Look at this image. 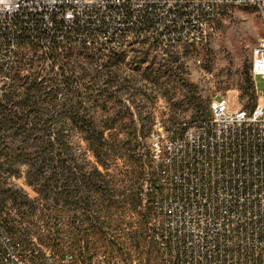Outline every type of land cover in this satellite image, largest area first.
<instances>
[{
  "label": "built area",
  "instance_id": "built-area-1",
  "mask_svg": "<svg viewBox=\"0 0 264 264\" xmlns=\"http://www.w3.org/2000/svg\"><path fill=\"white\" fill-rule=\"evenodd\" d=\"M264 0H0V80L9 79L20 48L141 42L166 50L197 44L215 30L219 10ZM122 25V32H114ZM176 25V32H169ZM250 71L264 76V39L250 52ZM233 108L215 97L209 114L165 125L149 140L152 175L139 192L148 207L147 234L157 264H264V99ZM0 264H126L94 249L87 260L70 250L38 249L18 240L0 213ZM134 255L131 264H138Z\"/></svg>",
  "mask_w": 264,
  "mask_h": 264
},
{
  "label": "trees",
  "instance_id": "trees-1",
  "mask_svg": "<svg viewBox=\"0 0 264 264\" xmlns=\"http://www.w3.org/2000/svg\"><path fill=\"white\" fill-rule=\"evenodd\" d=\"M139 45L141 49L143 46L147 49L137 62L143 63L147 61L149 48L156 46L146 42ZM89 48L95 49L90 54L95 66L85 72L74 70L69 75L63 67V58L70 54L72 47L56 44L51 50H45L31 45L22 55L28 60L15 61L10 66L9 79L0 80L2 218L18 240L29 239L35 224L26 226L25 230L23 220H16L15 224L16 218L11 217L1 204L7 197L18 200L16 191L7 186V179L17 175L21 165H26V180L42 201L40 221L43 225L37 226L38 231H47V242L56 249H62L63 245L79 249L83 260L89 259L92 251L97 249L93 237L98 242L117 245L119 251L125 249L118 242L121 222L112 217L123 203L139 211L147 234L149 210L147 206L139 209L142 204L139 192L144 181L151 177H138L143 174L145 160L137 149L145 144L137 142L138 129L133 124L131 129L123 128L121 110H118L122 100L114 95L130 83L128 78L120 81L117 68L125 58L124 49L109 50L110 54H106L102 52L103 47ZM171 59L169 56L166 62H156L153 57L143 73L151 79L159 78L161 74L171 76L175 72L168 62ZM48 60H51L50 64L46 63ZM156 63L159 66L153 69ZM55 65L61 69L54 70ZM25 67L32 71L21 73ZM108 67H114V70ZM155 71L159 72L158 76L152 75ZM249 82L252 83L251 77ZM115 84L117 90H112ZM144 118L151 119V116L147 114ZM141 128V138L152 132L145 131L144 126ZM91 155L95 160L90 158ZM144 156L150 162L149 146ZM119 159L123 161L119 162ZM128 188H131L130 193L126 192ZM35 201L26 195V204L32 210L37 207ZM78 209L82 210L79 220ZM108 235L113 238L109 240ZM140 237L141 234L135 232V249L141 245Z\"/></svg>",
  "mask_w": 264,
  "mask_h": 264
},
{
  "label": "rangeland",
  "instance_id": "rangeland-1",
  "mask_svg": "<svg viewBox=\"0 0 264 264\" xmlns=\"http://www.w3.org/2000/svg\"><path fill=\"white\" fill-rule=\"evenodd\" d=\"M215 26V30L200 43H184L168 51L156 47L149 48V56L147 61L143 63L137 62L140 60L141 53L147 50L146 46H143L144 49H141L140 45L123 48L125 58L117 68L121 76L120 81L128 78L130 83L115 92L114 95L122 100L118 105V110H121L123 128L126 126L131 129L130 125L133 124L138 129L137 142H144L145 144V146L137 149L140 157L145 160L143 174L138 176L140 179L150 177L152 174L151 162L144 156L148 150L150 134L146 138H141L139 135L142 126H144L145 131H152L156 120L167 125L173 120L207 115L209 114V102L215 97L225 96L229 98L233 108L250 107L257 101L254 81L258 94L264 99V76L255 75L254 77L250 71L251 49L260 39L264 38V17L259 12V8L243 4L224 7L219 10L216 16ZM26 49L29 47L20 48L16 52L15 61L25 62L28 60L27 56L25 59L22 57L26 53ZM92 49L89 47L69 49L70 54L63 58V67L69 75L74 70L85 72L95 66L90 55L93 52ZM102 52L110 54L106 48H102ZM169 56H172V59L168 62L175 70L171 76L161 74L162 76L159 78L151 79L143 73V69L153 57L156 58V62H166ZM46 63L50 64L51 60ZM158 66L156 63L153 64L152 68L157 69ZM58 69H61L59 65H55L54 70ZM108 69L114 70V67H108ZM31 71L25 67L21 73L29 74ZM152 75L158 76L159 72H152ZM250 77L251 84L249 82ZM112 90H117L116 84ZM196 102L199 105H196ZM147 114H150L151 119L144 118ZM90 158L95 160L93 155ZM118 161L122 162L123 160L119 159ZM117 177L123 178L121 175ZM7 181V186L16 191L18 200L14 201L11 197H7L1 203L2 206L11 217L16 218L15 224L18 220H23L22 226L25 230L26 226L35 224L31 228L33 230L29 239L26 240V238L18 235L22 238L21 240L27 245L42 250L51 249L58 252L70 250L75 253L78 259L83 260L79 249L67 245H63L62 249H56L47 242V231L43 233L38 231L37 226L43 225V221H40L42 201L39 199L38 192L26 180V165H21L19 173L8 177ZM122 189L121 187L120 190ZM130 190L131 188H128L126 192L130 193ZM26 195L31 199H36L37 207L34 210L26 204ZM116 210L112 217L121 222L118 242L125 249L119 251L117 245L98 242L95 237L92 239L95 241L93 245L95 244L94 246L99 250H110L115 254L124 256L126 264L132 263L134 255L138 259V264H157L159 252L146 234L139 211L132 209L127 203H123ZM76 214L79 220L82 217V210L78 209ZM135 232L141 234L139 249L134 247ZM112 238L108 235L109 240ZM105 264H111V261H105Z\"/></svg>",
  "mask_w": 264,
  "mask_h": 264
},
{
  "label": "bare ground",
  "instance_id": "bare-ground-1",
  "mask_svg": "<svg viewBox=\"0 0 264 264\" xmlns=\"http://www.w3.org/2000/svg\"><path fill=\"white\" fill-rule=\"evenodd\" d=\"M242 4L251 5L249 3H242ZM114 32H122V25H114ZM169 32H176V25H169ZM0 254H1V246H0ZM103 264H105V261H103Z\"/></svg>",
  "mask_w": 264,
  "mask_h": 264
}]
</instances>
